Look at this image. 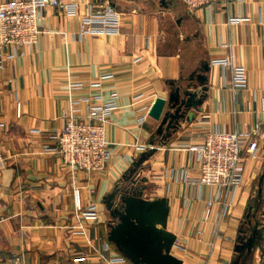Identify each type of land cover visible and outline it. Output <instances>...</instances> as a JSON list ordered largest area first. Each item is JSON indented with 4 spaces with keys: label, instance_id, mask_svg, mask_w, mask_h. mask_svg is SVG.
I'll return each instance as SVG.
<instances>
[{
    "label": "crops",
    "instance_id": "1",
    "mask_svg": "<svg viewBox=\"0 0 264 264\" xmlns=\"http://www.w3.org/2000/svg\"><path fill=\"white\" fill-rule=\"evenodd\" d=\"M78 1L76 16L42 9L38 41L0 64V259L24 255L26 264H110L118 255L134 264L112 234L116 222L108 211L115 196L132 185L135 163L149 155L136 170L135 188L143 190L142 200L158 201L154 210L143 207L142 216L165 220V231L176 238L170 255L178 264H264V0H242L229 13L190 11L182 0ZM107 2L120 12V33L83 34V15ZM229 16L243 21L228 24ZM229 53L247 70L248 85L237 92L229 73L210 64ZM199 74L208 77L203 103L165 143L152 144L159 121L149 116L139 126V108L167 97L182 77L183 84L199 89ZM74 81L84 87L71 89ZM94 94L116 95L119 107L106 131L111 159L103 170L87 173L65 164L52 148L65 125L63 112L85 114L86 97ZM139 94L141 100H134ZM257 122L263 133L260 159L247 161V180L235 191L216 237L222 206L208 202L218 189L193 187L181 177L183 170L197 174L189 147L203 131H235ZM143 143L152 147H136ZM93 204L96 214L84 215ZM75 227L85 233H73ZM243 228L248 237L257 235L252 253L235 251Z\"/></svg>",
    "mask_w": 264,
    "mask_h": 264
},
{
    "label": "built area",
    "instance_id": "2",
    "mask_svg": "<svg viewBox=\"0 0 264 264\" xmlns=\"http://www.w3.org/2000/svg\"><path fill=\"white\" fill-rule=\"evenodd\" d=\"M182 1L190 11L205 9L228 13L233 4L242 3V0ZM46 7L63 9L67 16H76L80 13L78 0H0V64L5 57H14L23 47L38 41L41 33L39 13ZM242 21L243 18L239 16L228 17V24ZM120 29V12L109 2L90 9L82 17L83 34H118ZM210 64L215 67L221 66L229 73L233 92L247 87V70L244 65L234 61L231 53L212 59ZM69 87L73 90L82 89L84 83L70 82ZM141 98L142 95L139 94L134 100ZM117 99L116 95L103 99L101 94H94L86 97L89 105L85 114L63 112L65 125L56 136V146L52 149L61 155L65 164L87 173H97L108 165L112 151L106 138V131L114 110L119 107ZM149 111L148 105L139 108L137 117L139 126L147 121ZM199 135H201L199 142L189 147L195 153L197 174L191 176L188 170H183L181 177L193 187L207 186L218 189L215 197L208 202L209 207L215 203H221L222 206L215 230V236L218 237L221 218L233 208L235 191L247 180V161L260 159V140L263 137L261 122H257L253 128L245 125L243 129L235 131L206 130ZM136 147L148 149L152 145L143 143L136 144ZM139 176L140 171L135 174V178ZM79 192V188H76L77 206L81 208ZM87 214H96L95 204L84 212V215ZM73 233L83 234L85 231L82 227H75ZM180 248L185 250L186 245L183 243ZM126 261L125 257L118 255L109 258L110 264H125ZM0 264H26V259L24 255H19L12 259H0Z\"/></svg>",
    "mask_w": 264,
    "mask_h": 264
},
{
    "label": "water",
    "instance_id": "3",
    "mask_svg": "<svg viewBox=\"0 0 264 264\" xmlns=\"http://www.w3.org/2000/svg\"><path fill=\"white\" fill-rule=\"evenodd\" d=\"M209 68L207 65L206 71ZM184 80L185 78L182 77L175 81L176 85L172 84L167 97L159 96L153 102L149 116L159 121V126L152 135V144L155 139H158L161 144L165 143L173 133L178 131L182 121L190 120L193 109H198L207 97L208 77L205 74L198 76L199 89L197 85L192 86L191 83L183 84ZM148 157L149 155L136 162L130 171L129 179L132 185L125 190V214L122 215V221L114 227L112 234L117 236L116 241L120 250L134 264H178L179 262L170 255L175 236L165 231V220L157 216H142L143 207L146 208L147 205L154 210L158 201L154 200L149 203L142 200L143 190L135 188L137 180L132 177L134 172L137 173L136 170L141 166L142 160ZM158 223L163 227L158 228ZM246 234L247 229H240L235 248L238 254L242 253L245 248L251 253L253 251L257 235L253 233L248 237Z\"/></svg>",
    "mask_w": 264,
    "mask_h": 264
},
{
    "label": "rangeland",
    "instance_id": "4",
    "mask_svg": "<svg viewBox=\"0 0 264 264\" xmlns=\"http://www.w3.org/2000/svg\"><path fill=\"white\" fill-rule=\"evenodd\" d=\"M139 179V178H136ZM257 183V182H256ZM126 193L125 191H122L121 195L115 196L116 197V205L112 206L108 211V218L116 222V226L122 221V215L125 214V207H126V201H125Z\"/></svg>",
    "mask_w": 264,
    "mask_h": 264
}]
</instances>
